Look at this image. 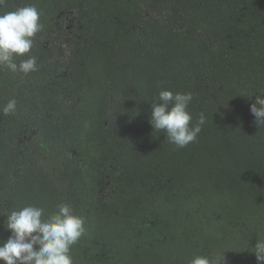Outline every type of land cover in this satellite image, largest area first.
I'll list each match as a JSON object with an SVG mask.
<instances>
[{
  "label": "trees",
  "instance_id": "trees-1",
  "mask_svg": "<svg viewBox=\"0 0 264 264\" xmlns=\"http://www.w3.org/2000/svg\"><path fill=\"white\" fill-rule=\"evenodd\" d=\"M27 5L42 29L15 62L37 70L0 67V242L11 211L66 203L85 220L73 264H258L264 0H5L0 14ZM161 90L206 118L184 148L149 122Z\"/></svg>",
  "mask_w": 264,
  "mask_h": 264
},
{
  "label": "clouds",
  "instance_id": "clouds-1",
  "mask_svg": "<svg viewBox=\"0 0 264 264\" xmlns=\"http://www.w3.org/2000/svg\"><path fill=\"white\" fill-rule=\"evenodd\" d=\"M5 0H0V6ZM40 13L35 6L19 7L0 14V67L12 73L28 74L37 70L36 58L29 56L19 64L16 57L28 54L33 38L40 32ZM159 102L151 107L150 124L155 131L166 133L167 139L178 148L194 142L205 123L203 113L193 125L188 106L191 93L159 92ZM16 100L3 107L5 115L14 112ZM250 112L257 127L264 126V95H256ZM6 229L10 235L0 242L2 264H73L69 254L71 246L85 233V220L75 215L70 205L61 203L58 211L44 216V209L29 205L13 210L6 216ZM258 264H264V240L253 248ZM189 264H213L208 257L196 256Z\"/></svg>",
  "mask_w": 264,
  "mask_h": 264
}]
</instances>
